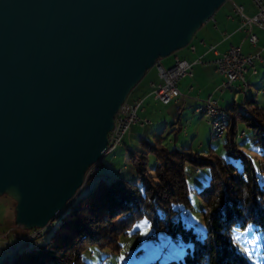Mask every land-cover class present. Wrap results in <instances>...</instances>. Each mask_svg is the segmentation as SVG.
Masks as SVG:
<instances>
[{"label": "water", "instance_id": "obj_1", "mask_svg": "<svg viewBox=\"0 0 264 264\" xmlns=\"http://www.w3.org/2000/svg\"><path fill=\"white\" fill-rule=\"evenodd\" d=\"M225 1L0 0V196L17 227L75 199L130 91Z\"/></svg>", "mask_w": 264, "mask_h": 264}, {"label": "trees", "instance_id": "obj_2", "mask_svg": "<svg viewBox=\"0 0 264 264\" xmlns=\"http://www.w3.org/2000/svg\"><path fill=\"white\" fill-rule=\"evenodd\" d=\"M221 108L229 122L219 153L212 142L207 149H196L190 144L170 141L166 144L161 135L155 140L140 135L138 146L131 148L126 144L127 161L134 167V178L126 177L119 168V172L115 169L98 177L86 191L85 185L57 216L59 220L48 239L38 246L27 245L7 264H89L83 257L88 246L119 250L120 237L136 234L135 225L143 218L149 220L153 235L164 229L185 241L178 255L156 257L141 264H252L235 245L231 232L234 227L245 228L253 223L261 231L264 253V180L260 174L264 171V111L257 105L255 94L248 92L240 104L233 100ZM238 119L249 127L260 158L259 168L237 143ZM178 132L180 129H176L174 136ZM210 132L211 139L216 138L211 126ZM124 137L117 148L124 143ZM188 164L209 169L207 182L197 191L204 203L201 230L183 221L190 207ZM99 166L100 162L90 179L98 174ZM1 196L15 205L7 195ZM14 205H9L13 212ZM16 230L18 233L14 229L4 236L16 240L26 232L22 228Z\"/></svg>", "mask_w": 264, "mask_h": 264}, {"label": "rangeland", "instance_id": "obj_3", "mask_svg": "<svg viewBox=\"0 0 264 264\" xmlns=\"http://www.w3.org/2000/svg\"><path fill=\"white\" fill-rule=\"evenodd\" d=\"M234 3H237L236 5L244 4L245 6L253 5L254 12L251 15L245 13L244 15L247 17H251L256 12V8L252 0H226L217 9L215 15L217 13L226 14L230 12L231 8L234 6ZM238 3H242V4H238ZM254 27L255 30L259 32V30L256 29V26H253V28ZM242 42L244 43L243 50H245V47L248 46L247 39L244 38ZM170 56H172V54L167 57ZM260 56L262 60H264V53L260 54ZM255 68L257 72L256 74H252L251 69L249 68V72L245 75L246 89H244L245 91L243 92L245 94H247L248 92V95L255 94L257 105L263 108L264 111V61L263 63H258L256 61ZM246 83L248 84V87ZM236 86L237 85L234 84L232 89H225L224 93L220 96H219L220 90L216 92L215 94L216 97L223 98V101L220 102L219 107L221 106L224 107L228 102H231L233 100L236 101V103L238 104L241 103L242 99L244 98V94H242L240 91H237L235 88ZM133 92L129 93L126 99L127 101H130L132 99ZM140 98H142L144 101V97H140ZM175 102L176 100H172L168 104H163L162 102H159L157 100H150V102L145 105L147 108V111L145 113L147 119H141L137 113L141 122L133 123L130 125L124 137L126 144L130 146L129 138L131 134L141 133V132H144L146 135H149V138L151 140H155L154 139L155 137L161 135L163 137V142L167 144L170 141V139L174 138L175 131L179 126L182 127V130L181 132H178L177 144L179 143L180 139L182 140L183 137L185 136L183 131L184 127H186L185 130L186 132L190 131V134L186 137L187 141H185L184 143V144H188L189 140L192 139L193 137V134L191 132L196 128L194 122L199 121L198 126L196 128V132L198 135H196V137L193 139L192 147L196 148L199 142H202L204 146H206L208 140L207 134L209 130V127L207 126V121L208 123H210L209 119L206 118V116L198 114L197 107L195 109V112L197 114H193L190 111V108L187 107L186 109L182 110L183 113L180 115V119H177L181 111L178 112L177 104ZM204 104L205 103L201 104V107H203ZM192 115L194 116L192 117ZM191 117L192 119H194V121H191ZM228 122H229V117H228ZM237 130L239 132L236 138L237 143L242 149L247 151L253 157L254 164L257 166V168H259L260 158L257 152V147L252 142V136L249 127L246 125L244 120L241 119L237 120ZM241 130H244L245 134L244 131L242 132ZM225 133L219 139L217 137L211 139V142L215 144L216 146L215 148L218 153L222 150V144L224 141L223 136L225 135ZM116 154L117 157L114 158ZM109 168H111V171L121 168L123 171L122 172L123 175H125L126 177L130 176L128 178H134L135 176L134 167L130 162L127 161L126 152L125 151L123 152V150L119 152L118 149L112 154L103 156V158L100 161L98 174L92 179H90L87 182V184H85L86 187L85 186H84L85 188L83 187L84 191H86L87 188L92 187L97 181V178L103 176L104 173L108 172ZM186 169H187L186 170L187 180L190 186V192H189L190 207L188 208V214L183 216V221L187 225H193L197 230H201L204 227V219L202 216V209L204 208V203L201 197L199 196V194L197 193V191L207 182L209 177V169L207 167L194 168L189 164L187 165ZM260 174L262 176V179L264 180V171H260ZM9 205L13 206L14 204L11 201L9 202V199L7 197L0 196V219L3 218V224L5 223L4 220L6 219L7 213H9L10 215L13 212L12 207L10 209ZM58 220L59 219L57 217L54 218L53 220L50 221L47 227L43 228L42 230H39L37 237H35L36 239L31 238V240H28V242H24L20 244L19 248L15 251V253H13L10 256V258L7 260H6V255L2 253V250L5 247H7L9 244L14 243V241L31 234V230L24 229L26 232H24V234L21 237L17 238L16 240H13L12 238L10 239L6 238V236H4L5 235L4 233L3 236L6 239L11 240L10 242L8 241L6 243H2L1 239L3 236L0 234V237L2 236L0 238L1 240L0 264H7L8 261H10L17 252L25 248L27 245L33 247L43 244L48 239L53 227L56 225ZM12 223L15 225L14 214L12 217L11 225ZM14 227L15 228L11 229L10 231L12 230L14 231L15 229V233H18L16 229H21L16 225ZM135 227L138 228V232L136 234H127L120 237L121 247L119 250L117 251L112 250L110 247L107 246L99 247L97 245H90L83 252L84 259L89 264H141L142 262L145 263L152 258H156V257L162 258L164 256H169V255H178L181 252L180 246L184 244L185 240L178 235L174 237L171 236L164 229H159L158 232L155 235H153L152 227L147 218H143L140 221H138ZM1 230L6 231V226L0 229V231ZM231 235L233 237L235 245L245 254L247 259L252 264H264V253L262 251L261 231L256 229L253 223H249L245 228L234 227L232 229Z\"/></svg>", "mask_w": 264, "mask_h": 264}, {"label": "crops", "instance_id": "obj_4", "mask_svg": "<svg viewBox=\"0 0 264 264\" xmlns=\"http://www.w3.org/2000/svg\"><path fill=\"white\" fill-rule=\"evenodd\" d=\"M236 4L237 3H234V6L231 8V11L226 14L223 13L221 14L217 13L216 15L214 14L213 18L209 19L206 23H204L205 25L203 24L201 28L195 33L191 43L187 47L176 51L170 57L162 58L159 61V64L164 68H169L173 65L175 58H178L180 60H185L189 63H193L199 57H201L205 61L213 62L218 57V55L225 52L231 44L239 46L241 52L245 55H255L259 53L264 44V29L256 27V29L259 30V32H257L255 30V27L252 28V32L257 35L258 41L254 46L251 45L247 39V34L245 32H240L237 30L239 24V18L236 16L231 17L233 14L234 7L237 6ZM238 4H242V3H238ZM243 8H244V14L246 13L248 15H251L254 12L253 5H248V6L244 5ZM244 38L247 39V43H248V46L245 47V50H243L244 43L242 42ZM210 46H214L218 54H216V52H214L213 50H210ZM263 61L264 60H262L260 56L258 63H263ZM160 81H161V77L159 75L158 69L156 66H154L146 72L144 78L138 84L137 89L134 90L132 99L136 100V98L138 97H144L143 105L138 110V115L141 119H147V116L145 115L147 108L145 105L149 103L150 100H157L155 98L154 99L152 98L151 92H153L155 86L159 84ZM222 81H223V77L216 71V67L214 63L194 64L192 75L182 78L178 83L179 96L174 100H176L175 103L177 104L178 112L181 111V113H179L177 119H180V115L183 113L182 110L186 109L187 107L190 108V111L193 114H197L195 112L196 107L203 104L204 101L209 96H212L213 98L217 99L218 104L220 105V102L223 101V98L216 97L215 94L217 91L220 90L219 87ZM246 85L248 87L247 83ZM223 93H220L219 91V96L222 95ZM193 116L194 115H192V117ZM192 117H191V121H194ZM198 122L199 121L194 122L196 128L198 126ZM207 126L209 127L207 134L208 137L207 144L206 146H204L202 142H199L196 146V149L209 148L208 143L209 142L211 143V132L208 121H207ZM196 128L191 132L193 134V137L188 142V144L190 145H192L193 139L196 137V135H198L196 132ZM177 129H180L181 132L182 127L179 126ZM185 130L186 127H184L183 129L185 136L183 137L182 140L180 139L178 145L185 143V141H187L186 137L190 134V131L186 132ZM140 135L149 138V135H146L144 132L131 134L129 138L130 141L129 144L131 148L138 144V137ZM177 141H178V135L174 136L173 141H171L170 139V142L174 144H177ZM126 147H127L126 141L124 140V143L120 147H118L116 151L119 149V152L122 150L123 152L124 151L126 152ZM115 157H117V154L116 156H114V158ZM119 171L120 169H117V172ZM108 172H112L111 168L108 169ZM4 222L5 223L3 224V218L0 219V229L6 226V231L3 230H1L2 232L0 231L1 232L0 234L2 236L4 233H7L11 229L15 228L14 227L15 225L11 226L12 217L11 215H9V213H7ZM1 240L2 243L11 241L9 239H6L4 236L2 237ZM0 248H1V242H0Z\"/></svg>", "mask_w": 264, "mask_h": 264}, {"label": "built area", "instance_id": "obj_5", "mask_svg": "<svg viewBox=\"0 0 264 264\" xmlns=\"http://www.w3.org/2000/svg\"><path fill=\"white\" fill-rule=\"evenodd\" d=\"M257 13L251 19L244 18L242 15V6H238L235 13L240 15L241 27L243 28L247 22L253 21L259 26H264V0H253ZM255 35H252L250 39L255 40ZM251 61V57H245L239 52L238 47H231L228 51L222 53L221 57L217 60V67L220 73H222L226 78L227 82L224 86L230 85V82L243 77V72L245 70V64ZM192 71V65L185 60L176 59V64L169 69H164L159 66V73L163 78L162 83H160L151 92L153 98L160 100L161 102H167L169 99L174 98L178 95L177 82L178 80L185 76L187 73ZM143 103L142 98H137L133 102H124L118 112L114 117V126L109 133L108 146L109 150L113 146H119L123 137L131 123L137 122L139 117L137 111L139 106ZM206 110L209 112H222L216 106L214 99H211L206 103ZM225 126H220V135L225 131ZM97 167L95 165L90 168L89 173L94 171ZM41 228H34L31 230V234L26 237L20 238L14 243L9 244L2 250V253L6 255V259L10 257L25 241L31 238H35Z\"/></svg>", "mask_w": 264, "mask_h": 264}, {"label": "bare ground", "instance_id": "obj_6", "mask_svg": "<svg viewBox=\"0 0 264 264\" xmlns=\"http://www.w3.org/2000/svg\"><path fill=\"white\" fill-rule=\"evenodd\" d=\"M252 2H253V0H252ZM253 4H254V2H253ZM238 6H241V5H237V6H235L234 7V9H233V14H232V16L231 17H233V16H236V17H238L239 18V24H238V31H240V32H245L246 34H247V39H248V41H249V43L251 44V45H255L256 44V42L258 41V37H257V35L256 34H254L253 32H252V28H253V26H256V27H258V28H261V29H264V26H259V25H257L255 22H253V21H249V22H247V24L242 28L241 27V21H240V15L239 14H237V13H235V10H236V8L238 7ZM254 6H255V4H254ZM243 7V6H242ZM255 8H256V6H255ZM217 11V10H216ZM215 11V12H216ZM215 12H214V14H215ZM256 13H257V8H256V12L251 16V17H247V16H245L244 15V8H243V10H242V15L244 16V18H246V20L247 19H251L254 15H256ZM213 14V15H214ZM211 18H213V16L211 17ZM210 18V19H211ZM209 20V19H208ZM207 22V21H206ZM205 22V23H206ZM204 24V23H203ZM202 24V25H203ZM201 25V26H202ZM201 28V27H200ZM199 28V29H200ZM198 29V30H199ZM197 30V31H198ZM196 31V32H197ZM195 35V34H194ZM252 35H255V40L254 41H252L251 39H250V37L252 36ZM194 37V36H193ZM193 39V38H192ZM192 41V40H191ZM191 41H190V43H191ZM189 43V44H190ZM188 44V45H189ZM187 45V46H188ZM187 46H185V47H187ZM238 47V49H239V52L242 54V55H244L245 57H251V61L249 62V63H246L245 64V70H244V72H243V77L242 78H238V79H235V80H233V81H231L230 82V85H228V86H224V83L225 82H227V78L222 74V73H220L219 72V70H218V67H217V60L221 57V55H222V53L221 54H219L218 55V57L213 61V62H208V61H205V60H203L201 57H199V58H197L193 63H190L191 65H192V70H193V65L194 64H208V63H214L215 64V67H216V71L220 74V75H222V77H223V81H222V83H221V85H220V93H223L224 92V90L225 89H232L233 88V85L234 84H236L237 86L235 87L236 88V90L237 91H240L242 94H245L243 91H245L244 89H246L245 88V81H246V78H245V75L249 72V68L251 69V72L253 73V74H255L256 73V68H255V62L257 61L258 62V60L260 59V54H262V53H264V45H263V47H262V49H261V52L260 53H258L257 55H245V54H243L242 52H241V49H240V47L239 46H236V45H230L229 47H228V49L226 50V51H228L231 47ZM184 48V47H183ZM181 49V48H180ZM179 50V49H178ZM210 50H213L214 52H216V54H218L217 53V51L215 50V48H214V46H210ZM225 51V52H226ZM176 52V51H175ZM175 52H173V53H175ZM172 53V54H173ZM224 53V52H223ZM171 55V54H170ZM162 59V58H161ZM161 59H159L157 62H156V64L154 65V66H156L157 67V69H158V72H159V66H161L160 64H159V61L161 60ZM176 59H178V58H175V61H174V63H173V65L172 66H174L175 64H176ZM180 60V59H179ZM189 63V62H188ZM171 66V67H172ZM153 67V66H152ZM151 67V68H152ZM162 68H164L163 66H161ZM170 68V67H169ZM169 68H164V69H169ZM148 71V70H147ZM146 74V73H145ZM159 75H160V73H159ZM192 75V71L190 72V73H187L185 76H183V77H181L179 80H178V82H177V89H178V83H179V81L182 79V78H184V77H186V76H191ZM145 76V75H144ZM160 77H161V81H160V83H162V81H163V78H162V76L160 75ZM144 78V77H143ZM142 78V79H143ZM141 79V80H142ZM141 82V81H140ZM139 83V82H138ZM159 83V84H160ZM159 84H157L156 86H155V88L159 85ZM154 88V89H155ZM131 92V91H130ZM179 96V90H178V95L176 96V97H174V98H171V99H169L167 102H162L163 104H168V103H170L172 100H174V99H176L177 97ZM128 97V96H127ZM127 99V98H126ZM124 100V102H130V101H127V100ZM211 99H214L215 100V102H216V106H217V108H219L222 112H214V113H212V112H209V111H207L206 110V103L208 102V101H210ZM159 102H161L160 100H158ZM123 102V103H124ZM122 103V104H123ZM204 105H203V107H199V108H197V112L199 113V112H201L202 113V115H204V116H206V118H208L209 119V124H210V126H211V128H212V132H213V134L215 135V137H217V138H221L222 137V135L225 133V131H226V128H227V124H228V116L225 114V112L223 111V109L221 108V107H219V104H218V100L217 99H215V98H213L212 96H209L205 101H204ZM121 104V105H122ZM142 105V104H141ZM141 105L139 106V107H141ZM119 110V109H118ZM118 112V111H117ZM116 112V113H117ZM138 113V112H137ZM141 122V120H140V118H139V120L137 121V122H134V123H140ZM143 122H145V121H143ZM131 124H133V123H131ZM130 124V125H131ZM130 125H129V127H130ZM226 125V127H225V131L220 135V126H225ZM129 127H128V129H129ZM113 129V128H112ZM111 129V130H112ZM128 129H127V131H128ZM110 130V131H111ZM109 131V132H110ZM127 131H126V133H127ZM109 134V133H108ZM108 137H109V135H108ZM107 146H108V144H107ZM117 148V146H113V147H111L109 150H107L106 149V153H105V155L107 154V153H109V152H112L113 150H115ZM101 161V160H100ZM99 161V162H100ZM99 162L97 163H94L91 167H93L94 165H95V167H97V164H99ZM90 167V168H91ZM97 169V168H96ZM90 170V169H89ZM89 170H88V173H89ZM91 174V173H90ZM85 186V185H84ZM83 189V188H82ZM80 193V192H79ZM78 193V194H79ZM77 194V195H78ZM68 207V206H67ZM66 207V208H67ZM65 208V209H66ZM64 209V210H65ZM63 210V211H64ZM62 212V211H61ZM60 212V213H61ZM59 213V214H60ZM59 216V215H58ZM50 223V222H49ZM48 223V224H49ZM46 227V226H45ZM45 227H36V228H41L40 230H42L43 228H45ZM32 229H34V228H31L30 230H32ZM37 237V236H36ZM29 240H31V239H29ZM25 242H28V241H25ZM24 243V242H23ZM15 253V252H14ZM10 257H8L7 259H9ZM6 259V260H7Z\"/></svg>", "mask_w": 264, "mask_h": 264}]
</instances>
